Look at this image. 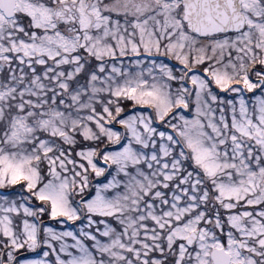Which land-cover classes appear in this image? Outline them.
<instances>
[{"label": "snow or ice", "instance_id": "1", "mask_svg": "<svg viewBox=\"0 0 264 264\" xmlns=\"http://www.w3.org/2000/svg\"><path fill=\"white\" fill-rule=\"evenodd\" d=\"M0 264H264V0H0Z\"/></svg>", "mask_w": 264, "mask_h": 264}]
</instances>
